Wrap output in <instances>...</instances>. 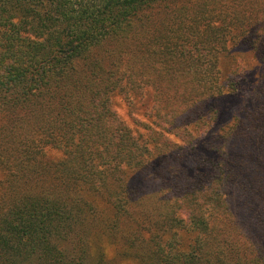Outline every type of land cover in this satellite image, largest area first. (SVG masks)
Wrapping results in <instances>:
<instances>
[{
    "label": "trees",
    "instance_id": "obj_1",
    "mask_svg": "<svg viewBox=\"0 0 264 264\" xmlns=\"http://www.w3.org/2000/svg\"><path fill=\"white\" fill-rule=\"evenodd\" d=\"M235 44L264 63V0H0V264H264L260 102L216 145L210 135L188 221L172 210L143 222L85 197L110 185L91 162L122 161L123 141L110 156L90 149L104 138L93 132L107 117L103 91L127 79L167 92L185 107L192 145L185 138L210 120L205 102L230 91L217 70ZM143 165L111 172L123 184ZM150 171L156 186L168 169ZM162 238L184 251L167 254Z\"/></svg>",
    "mask_w": 264,
    "mask_h": 264
},
{
    "label": "rangeland",
    "instance_id": "obj_2",
    "mask_svg": "<svg viewBox=\"0 0 264 264\" xmlns=\"http://www.w3.org/2000/svg\"><path fill=\"white\" fill-rule=\"evenodd\" d=\"M217 71L221 80L228 83L230 91L222 97L205 102L201 113L208 114L210 120L205 119L196 126L193 138H185L192 145L185 143L182 138L184 132L192 130L190 123L181 120V112L185 107L178 99L169 97L167 92L158 91L147 84L135 86L127 79L123 82V86H126L123 90L111 86L110 91H103L105 96L108 95V102L105 104L107 117L98 120L93 132L95 136L103 134L104 138L100 139L99 145L90 149L98 153L102 146L106 155L110 156L117 153L113 151L123 141L124 149L118 151L122 152V161H111L108 158L103 162H91L103 176L107 175L106 181L110 185H104V188L98 186L95 194L92 189L91 192L85 191V197L89 201L94 200L93 203L97 206H102L107 200L112 203L121 202L126 208L124 211L129 210L132 214L141 216L143 222L150 219L161 220L165 213L172 210L177 214V219L188 221L189 215L183 205L190 181L201 183L204 160L207 156H214L207 150L210 135L217 134L224 126L234 127L240 119L247 116L250 107L259 102L264 108V101H259L264 97V63L257 59L250 48L235 44L228 54L222 56ZM225 131L228 133L230 130ZM216 136L218 134L213 135V138ZM219 137L220 135L213 145L219 142ZM129 155L132 157H127ZM157 161L163 162L168 172L163 173V178L157 179L156 186H153L150 182V170ZM142 163L144 165L141 167L146 169V175L140 172L131 179L127 176L123 184L116 179L118 175L111 172L119 164L133 171ZM139 177H144L146 181L141 182ZM198 197L202 202V194L199 193ZM137 200H142L144 205H137ZM159 243L173 257L184 251L172 238L159 239ZM113 254V249L109 248L107 255L113 257L112 260L116 259ZM114 264L139 263L129 260Z\"/></svg>",
    "mask_w": 264,
    "mask_h": 264
}]
</instances>
